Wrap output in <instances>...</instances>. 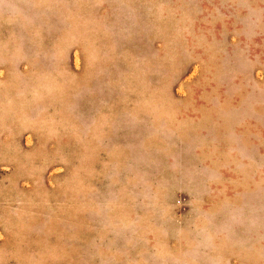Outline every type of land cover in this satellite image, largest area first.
<instances>
[{
	"label": "rangeland",
	"instance_id": "rangeland-1",
	"mask_svg": "<svg viewBox=\"0 0 264 264\" xmlns=\"http://www.w3.org/2000/svg\"><path fill=\"white\" fill-rule=\"evenodd\" d=\"M0 264H264V0H0Z\"/></svg>",
	"mask_w": 264,
	"mask_h": 264
}]
</instances>
